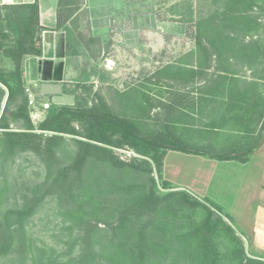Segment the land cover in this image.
<instances>
[{
	"label": "trees",
	"instance_id": "1",
	"mask_svg": "<svg viewBox=\"0 0 264 264\" xmlns=\"http://www.w3.org/2000/svg\"><path fill=\"white\" fill-rule=\"evenodd\" d=\"M216 1L219 3L214 13L199 18L195 24L193 39L196 53H192L196 57L195 64L190 67L175 64L166 66L164 70L172 72L168 77L173 79L178 77L177 74H185L182 80L187 82L194 81L196 74L212 67L219 74L211 85L203 88L220 90L223 99L242 97L241 92L232 96L226 91L227 85L230 86L233 81L227 74H236L229 59L244 57L251 63L256 56L257 45L245 42L242 35L256 28L257 18L251 11L261 7L264 0ZM65 4L66 0L59 1V5ZM4 30L7 36L0 37V84L5 88L2 95L7 92V97L0 113V139L10 150L18 148L37 154L51 152L67 137L77 146L71 163L52 179L53 185L60 187L57 194L60 199L63 192L71 193L65 212L72 222L82 225L85 232L80 235L79 242L84 246L78 255L67 260V264H264L263 258L245 253L242 239L222 215L214 217V209L220 212L217 207L213 209L206 201L198 200L184 190H176L164 179L163 160L169 149L200 152L182 142L177 134L143 132L136 121L116 114L98 93L95 100L89 101L79 84L71 86L63 83V92L74 96L73 104H54L51 101L44 110V118L34 123L25 91L24 65L27 56L42 54L41 32L44 28L39 24L37 0L1 4L0 32ZM3 59L12 67L3 66ZM186 113L183 111L184 116ZM178 119L182 121L180 117ZM13 122H20L19 130L12 129ZM114 148L132 149L137 156L125 161L115 154ZM230 156L225 154L219 159ZM98 164L108 167L110 173L92 172L91 181L97 186L79 188L83 181L82 168ZM125 168L142 173L155 172L156 178H150L151 188L134 196L131 186L117 184L118 179L115 180L112 172ZM157 184L163 190L161 196L154 191ZM117 190L131 196H117ZM40 201L41 198H26L20 207L3 213L0 220V256L15 249L23 251V247L33 253L35 244L26 239L24 225ZM173 201L179 204L176 209ZM197 207L205 213L197 223L170 219L175 214L182 217L186 211L192 213ZM144 215H152V221L143 223L138 220ZM85 216L90 219H84ZM115 216L118 223L111 227L113 234L106 250L93 249L91 233L99 230L98 222ZM92 217L96 218L95 222H92ZM106 223L111 224L112 221ZM149 225L153 228L152 237ZM19 230L21 232L17 236ZM222 230L226 232V238L218 240L217 233ZM58 260V256L48 258L46 264L57 263Z\"/></svg>",
	"mask_w": 264,
	"mask_h": 264
},
{
	"label": "rangeland",
	"instance_id": "2",
	"mask_svg": "<svg viewBox=\"0 0 264 264\" xmlns=\"http://www.w3.org/2000/svg\"><path fill=\"white\" fill-rule=\"evenodd\" d=\"M66 2L68 6L62 9L76 14L72 18L71 29L65 32L69 41L66 60L73 73L68 72L63 79L64 83L71 86L79 84L89 101L95 100V94L98 93L116 114L136 121L143 132L175 133L186 144L191 128L180 125L186 119L183 106L188 97L192 96L194 88L211 85V81L219 73L213 71L211 67L196 74L194 81L184 82L182 76L185 74H177L178 77L173 79L168 77L172 72L168 73L164 69L175 64L185 67L195 64L196 57L192 54L196 53L193 39L195 24L199 18L213 14L219 2L216 0H66ZM251 12L256 16L258 24L255 29L243 33L242 36L245 42L257 45L256 56L251 63L244 57H231L229 61L233 63L236 74H227V77L231 80L248 78L244 81L257 86L264 99V4ZM2 65L12 67L5 59ZM48 68L51 70L47 62L44 71ZM60 71L61 68L58 66L53 72L54 77L59 76ZM2 89L0 86V106L4 98ZM13 107L12 104L11 108ZM222 107L216 104L209 119L210 117L217 119L219 115L216 114ZM199 115L197 114L195 118L208 119L206 114L200 117ZM179 117L182 121L178 119ZM19 124L20 122H13L12 129L19 130L17 128ZM4 144L0 139V220L7 209L20 207L26 198L29 200L41 198V201L24 225L26 239H31L35 244L33 253L24 247L23 251L15 249L0 256V264H46L48 258L56 256L59 258L58 262L49 264H67V260L78 255L80 248L84 246V243L79 242L80 235H84L85 232L83 226L72 222L71 217L65 212V207H69L67 201L71 199L69 197L71 193L63 192V198L60 199L57 196L60 187L53 185L52 179L58 172H64L65 166L71 163L77 148L75 142L67 137L47 154L45 152L37 154L18 148L10 150ZM114 152L125 161L134 159L123 150L114 148ZM82 170L83 181L79 185L81 189L97 186L91 181L92 172L110 173L108 167L99 164L85 165ZM112 173L115 180L118 179L117 184L132 187L131 192L134 194H131L134 196L149 190L152 186L151 176L156 178L155 172L142 173L127 168L115 172L113 170ZM154 191L159 196L163 194L158 184ZM120 194L131 196L130 193L117 190L116 195ZM202 200L210 206H219L208 198ZM173 206L176 209L179 204L173 201ZM175 215L170 216V219L185 223L191 220L194 224L202 220L205 213L197 207L192 213L186 211L182 217ZM84 219L90 218L85 216ZM103 219L105 221L101 220L97 224L99 230L97 229L95 234L91 233L92 247L98 251L106 250L113 234L110 231L111 227L118 223L116 216ZM152 219V215L150 217L144 215L138 220L146 223ZM95 220L96 218L92 217V222ZM108 221L112 223L107 224ZM149 226L148 230L152 237L153 228ZM20 232L17 231L16 235L19 236ZM217 234L218 240H225L224 230ZM237 235L242 239L239 234ZM220 247L223 248L221 245ZM245 253L247 254L246 251ZM40 256L43 258L39 259Z\"/></svg>",
	"mask_w": 264,
	"mask_h": 264
},
{
	"label": "crops",
	"instance_id": "3",
	"mask_svg": "<svg viewBox=\"0 0 264 264\" xmlns=\"http://www.w3.org/2000/svg\"><path fill=\"white\" fill-rule=\"evenodd\" d=\"M59 1L37 0L39 24L44 28L42 54L25 58V86L36 97L35 106H29L34 123L44 118L41 101L48 99L40 94V83L60 81L63 87L65 76L73 73L66 60L69 41L65 32L71 29L76 13L63 10L68 3L61 6ZM1 35L5 38V33ZM47 62L51 70L44 71ZM58 66L60 74L54 77ZM244 79L248 80L241 77L227 85L232 96L242 93L237 98L223 99L218 89L194 88L183 106L187 113L180 125L191 128L186 144L200 152L169 149L163 160V177L176 190L201 201H215L221 215L225 212L231 218L223 217L242 237L247 254L264 259V122L259 121L264 120V99L257 86ZM216 104L222 105V110L217 119H209ZM197 114H206L208 119H196ZM225 154L231 156L219 159Z\"/></svg>",
	"mask_w": 264,
	"mask_h": 264
},
{
	"label": "water",
	"instance_id": "4",
	"mask_svg": "<svg viewBox=\"0 0 264 264\" xmlns=\"http://www.w3.org/2000/svg\"><path fill=\"white\" fill-rule=\"evenodd\" d=\"M11 2H12L11 0H3V4H11ZM1 33H5V37L7 36L6 30L0 32V37L2 38L3 36L1 35ZM0 86L2 85L0 84ZM2 87L4 88V86ZM39 89H40V94L48 96V98H50V100L54 104L70 105L73 104L74 102V96L72 94L63 92L62 83L60 81L41 82L39 85ZM6 97H7V92L5 93V96L3 98V103L1 105L0 113L5 104ZM219 215H221V213L214 209V217H217Z\"/></svg>",
	"mask_w": 264,
	"mask_h": 264
},
{
	"label": "built area",
	"instance_id": "5",
	"mask_svg": "<svg viewBox=\"0 0 264 264\" xmlns=\"http://www.w3.org/2000/svg\"><path fill=\"white\" fill-rule=\"evenodd\" d=\"M12 2L11 3H20V2H26V0H11ZM27 2H31V1H27ZM25 91L27 93V96H28V104L29 106H35V103H36V97L35 95L30 91V89L28 87H25ZM50 98L46 99V100H43L41 102V108L42 110H45L49 107L50 105ZM119 151H124L128 156L130 157H134V156H137V154L132 150V149H129V148H117Z\"/></svg>",
	"mask_w": 264,
	"mask_h": 264
}]
</instances>
